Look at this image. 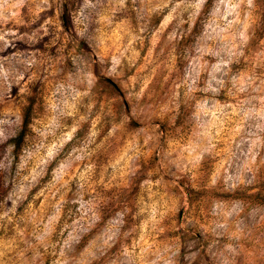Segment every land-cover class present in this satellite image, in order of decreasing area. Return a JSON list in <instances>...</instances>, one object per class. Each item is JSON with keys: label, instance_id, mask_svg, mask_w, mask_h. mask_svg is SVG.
Masks as SVG:
<instances>
[{"label": "clouds", "instance_id": "obj_1", "mask_svg": "<svg viewBox=\"0 0 264 264\" xmlns=\"http://www.w3.org/2000/svg\"><path fill=\"white\" fill-rule=\"evenodd\" d=\"M0 264H264V0H0Z\"/></svg>", "mask_w": 264, "mask_h": 264}]
</instances>
